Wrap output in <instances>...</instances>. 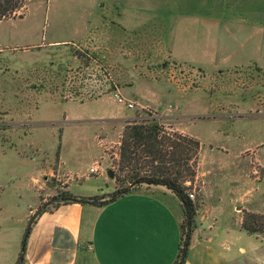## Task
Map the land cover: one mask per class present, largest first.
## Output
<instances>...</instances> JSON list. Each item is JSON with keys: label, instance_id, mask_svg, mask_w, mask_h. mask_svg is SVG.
<instances>
[{"label": "crops", "instance_id": "obj_1", "mask_svg": "<svg viewBox=\"0 0 264 264\" xmlns=\"http://www.w3.org/2000/svg\"><path fill=\"white\" fill-rule=\"evenodd\" d=\"M71 1V5L81 13L80 22L74 27L72 36V41H75L61 42L55 39L51 45L57 47L73 43L81 47L89 46L88 57L96 56L102 61L117 79L121 94L134 100L144 99L155 104L154 100L143 98L138 93L135 99L131 90L138 85L132 75L135 77L139 54L146 49L145 32L153 26L154 13H160L156 19L160 27L164 28L163 44L167 49L159 56L152 54L157 62L171 54L174 59H185L202 71L213 70L217 65V53L207 47L215 45L216 40L209 33L216 32L218 28H226V23L230 21L233 22L228 27L235 28L240 23L241 31L240 34L235 32L236 35L233 31L226 32V39L231 45L228 49L231 58L229 67L235 69L253 65L255 57L264 59V0H240V8L235 9L232 7L234 3L222 1L216 11L229 12L222 23L202 17V11L216 9L213 7L216 4L211 7L208 0L203 3L202 0ZM202 29L206 30L204 34ZM249 49H252L249 60L252 62L248 63L245 56ZM128 71L132 74L129 77ZM6 85L7 79L0 84V92L7 93ZM3 93L0 95V264H20L25 241L24 264L176 263L182 241L184 212L181 201L162 187L133 193L103 208L80 204L62 205L39 216L26 236L29 222L39 208L40 193L47 189L50 180L57 179L61 189L72 194L74 178L62 158H59L57 169H52V165L49 168L38 165L40 155L36 156L37 159L26 160L13 153V163L10 164L8 140H22L25 124L21 119L24 113L12 121L9 108L25 109L30 105L26 106L22 101L15 104L6 97L2 99ZM104 99L110 102L114 100L108 95L82 106L99 103ZM182 102L175 106L178 118H195L201 134L200 140L207 142L213 133L211 125L217 123L210 115L214 110L213 103L206 100ZM223 104L226 106L228 103L225 101ZM156 106L164 110L165 100H160ZM186 109L192 112L191 115L185 113ZM225 111V115L220 116V123L232 124L238 120L231 119L229 110ZM17 112L21 113L20 110ZM104 117L108 120L122 119L115 111L106 112ZM14 127L20 129V136L19 133H16L17 137L15 134L10 135ZM244 135H240V139L235 134L228 138L227 146L231 156L237 158L243 151L250 150L248 143H240L247 139ZM263 143L260 142L256 148L262 147ZM258 156L264 163V148H260ZM236 158L228 161L229 164L233 166L239 162L243 170L247 171V159L236 161ZM75 178L80 179L79 176ZM249 186L248 179L244 178L239 192L225 197H206L205 203L209 206L198 212L196 229L184 264H264V237L248 235L240 224L233 225L231 222L234 213L213 206L241 204L235 212H243V209L249 212V203H252L249 200ZM254 187L256 196L261 197L264 194V181L256 183ZM78 197L84 196L80 192ZM259 202L264 205V201Z\"/></svg>", "mask_w": 264, "mask_h": 264}, {"label": "rangeland", "instance_id": "obj_2", "mask_svg": "<svg viewBox=\"0 0 264 264\" xmlns=\"http://www.w3.org/2000/svg\"><path fill=\"white\" fill-rule=\"evenodd\" d=\"M208 1L211 7L215 3L213 7L216 9L202 11V17H208L212 22L225 21L229 12L216 11L224 0ZM231 2L234 3V9L240 8V0H228V3ZM72 3L71 0H33L16 18L0 22V84L7 79V93L1 91L0 95L3 93L2 99L6 97L15 104L22 101L26 106L30 105L25 109L9 108L10 119L15 121L24 113L21 119L25 124L22 140H8L10 164L13 163V153L26 160L37 159L36 156L40 155L38 165L44 168L52 165V169H57L59 158H62L73 172L72 194L78 196L81 192L83 198L110 195L123 185L121 182L129 173L128 170L122 172L120 166L124 128L150 114V118L161 120L169 130L200 142L197 175L194 182L186 184L188 195H194L192 201L197 207L196 218L200 210L209 206L205 203L206 197H225L239 192L241 180L247 178L251 191L249 200L252 202L249 203V212L245 209L243 212H235L241 204L213 206L234 213L231 222L233 225L240 224L241 229L244 223L252 226L254 219H264V205L258 203L264 201V194L258 197L257 191H254L255 184L264 181V163L258 156L264 145L256 148L260 142H264V59L255 57L253 60L262 71L254 64L235 69L229 67L231 58L228 49L231 45L226 32L239 33L240 23L232 28L228 27L233 22L230 21L226 23V28H218L216 32L209 33L216 43L207 49L217 53V65L213 70H204V73L197 65L185 59H174L171 54L159 62L153 59V55L159 56L167 50L163 44L164 28L160 27L156 19L160 13H154L153 26L145 32L146 49L139 54L135 77L129 71L127 76L132 75L138 84L134 90L131 88L134 92L132 97L135 98L138 93L143 98L154 100L153 104L144 99L134 100L123 96L111 70L96 56L92 59L88 57L89 46L81 47L73 43L57 47L51 45L55 39L61 42L75 41H72V36L74 27L80 22L81 13ZM204 31L202 29L201 32L204 34ZM205 34L208 35L207 32ZM251 51L249 49L245 56L248 63L252 62L249 61ZM116 93H120L126 102L134 103L135 109L119 104L114 98ZM108 95L116 102L104 99L99 103L82 106ZM160 100H165L163 111L156 106ZM185 100L213 103L214 110L210 115L217 123L211 125L213 133L207 142L200 140L201 134L195 118H178L175 106L183 104ZM225 101L228 103L226 106L223 104ZM226 109L231 119L238 120L232 124L220 123V116L225 115ZM19 110L21 113L17 112ZM114 111L122 119H105L106 112ZM185 113L191 115L192 112L186 109ZM16 128L10 135L15 134L17 137L16 133H19L20 136V129ZM230 133L239 139L240 135L245 137L246 134L247 139L240 143H248L250 150L243 151L237 158L231 156L227 146L228 138L233 136ZM234 158L236 161L247 159V171L243 170L239 162L231 166L228 161H234ZM141 166L145 167V163ZM90 168H98L99 174H90ZM76 176L80 179L77 180ZM156 188L159 187L150 190ZM143 190H148L147 186L143 185ZM62 193L65 191L57 179L50 180L47 189L40 193L38 210L43 206L52 208L55 197ZM255 236L264 237V231Z\"/></svg>", "mask_w": 264, "mask_h": 264}, {"label": "trees", "instance_id": "obj_3", "mask_svg": "<svg viewBox=\"0 0 264 264\" xmlns=\"http://www.w3.org/2000/svg\"><path fill=\"white\" fill-rule=\"evenodd\" d=\"M32 1L0 0V22L16 18ZM200 147L198 140L169 130L161 120L150 118V114L140 121L129 123L124 128L120 146L122 172L129 171L127 178L121 182L123 185L112 194L102 197L83 198L68 192L62 193L55 197L52 208L43 206L36 212L29 222L27 233H30L39 216L62 205L80 204L103 208L141 191L143 185L148 190L152 187H164L182 203V241L175 264H184L196 229L197 216V207L187 193L186 184L194 182L196 178ZM143 162L145 167L141 166ZM254 220L252 226L245 223L242 226V230L251 236L264 231V219L258 217ZM25 251L26 241L20 264L25 263Z\"/></svg>", "mask_w": 264, "mask_h": 264}, {"label": "built area", "instance_id": "obj_4", "mask_svg": "<svg viewBox=\"0 0 264 264\" xmlns=\"http://www.w3.org/2000/svg\"><path fill=\"white\" fill-rule=\"evenodd\" d=\"M114 98L116 99V101L119 103V104H124V105H127V107L131 110L135 109V105L134 103L132 102H129V101H125L124 98L120 95V93H116L114 95ZM90 174H99V169L98 168H92L90 169ZM190 199L191 200H194V195L193 194H190L189 195Z\"/></svg>", "mask_w": 264, "mask_h": 264}, {"label": "water", "instance_id": "obj_5", "mask_svg": "<svg viewBox=\"0 0 264 264\" xmlns=\"http://www.w3.org/2000/svg\"><path fill=\"white\" fill-rule=\"evenodd\" d=\"M111 178L114 179V175L112 173H111ZM28 235H29V233H27L26 236H28Z\"/></svg>", "mask_w": 264, "mask_h": 264}]
</instances>
